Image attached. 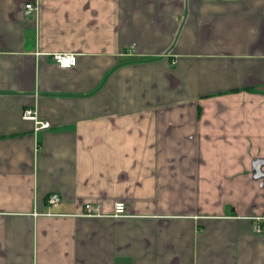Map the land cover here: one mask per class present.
<instances>
[{
  "label": "crops",
  "instance_id": "1",
  "mask_svg": "<svg viewBox=\"0 0 264 264\" xmlns=\"http://www.w3.org/2000/svg\"><path fill=\"white\" fill-rule=\"evenodd\" d=\"M0 264H264V0H0Z\"/></svg>",
  "mask_w": 264,
  "mask_h": 264
},
{
  "label": "built area",
  "instance_id": "2",
  "mask_svg": "<svg viewBox=\"0 0 264 264\" xmlns=\"http://www.w3.org/2000/svg\"><path fill=\"white\" fill-rule=\"evenodd\" d=\"M38 11L37 6L33 4H27L25 6V15L29 16ZM52 60L61 69H71L77 65L78 58L75 54L68 53H57L52 55ZM23 119L32 121L35 123V131L40 132L43 130H48L51 127L50 122L40 120L38 117V112L36 109H26L23 112ZM47 203L50 206L56 207L62 203V197L59 194H52L49 196ZM36 216L40 215L35 213ZM85 218H101L106 215L103 214L102 206L98 203H86L83 206V211L79 215ZM115 218H124L127 216V206L124 202H117L114 206L113 214L111 215ZM260 221V218H257ZM255 232L260 233L262 231L261 225L257 224L254 227Z\"/></svg>",
  "mask_w": 264,
  "mask_h": 264
}]
</instances>
